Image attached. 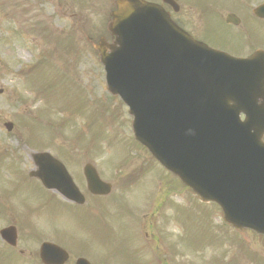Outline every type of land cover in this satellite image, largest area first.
<instances>
[{
    "label": "water",
    "instance_id": "1",
    "mask_svg": "<svg viewBox=\"0 0 264 264\" xmlns=\"http://www.w3.org/2000/svg\"><path fill=\"white\" fill-rule=\"evenodd\" d=\"M111 31L117 47L102 62L135 139L227 223L264 234V52L231 59L140 0L119 3Z\"/></svg>",
    "mask_w": 264,
    "mask_h": 264
},
{
    "label": "rangeland",
    "instance_id": "2",
    "mask_svg": "<svg viewBox=\"0 0 264 264\" xmlns=\"http://www.w3.org/2000/svg\"><path fill=\"white\" fill-rule=\"evenodd\" d=\"M0 148L6 146L11 148V152H26L27 154L30 152L28 148L20 143L18 139V133L12 136L7 135L3 128V122H12L14 125L18 122V119L21 115L29 113L31 115L35 114L39 110H43V115L47 118L51 119V122H44L49 125H57L58 128L68 129L65 130L64 137L66 136L68 139L65 140V144L63 143V132L61 134L51 136L50 142H47L45 139L44 144L46 148H48L51 152H58L59 149L64 150L65 152H61L62 156L65 159H68L67 152H86L90 150V147L87 150L79 149V147H75L77 150L71 149L76 145L79 146V142H84L87 144H92V141L101 137H104L101 142L98 144L96 140V147L100 145L101 151L99 156L96 157V163L100 165L101 171L109 177V179L115 184V191L110 199L114 198H123L125 202H128L123 208H127L124 211V216L127 218L125 221L113 220V225L118 228L121 226L129 224L132 221H135L134 215H136L138 208L139 212L143 209H148L149 207H153L157 201L156 192L159 191L163 185L160 183L164 180V182L169 185L178 186L179 184L173 178L168 176L158 165L154 162H146L145 168L150 170L151 176L155 179L157 178L158 182L151 183V176L146 174L145 181H149L142 185V188L139 189L140 185H135L134 189L132 188L130 191L124 190L120 187L116 181L122 178L124 180L125 176H128L132 173L137 167L136 164L143 162V152H136L138 150L132 149L135 148L136 145L131 144V130H130V118L126 108L122 105L120 101L117 99L110 97L104 88V81L101 74L97 73L96 70V53L91 48V44H96L99 37H105V29H97L96 25H100L106 21V14L108 12L107 4H111L109 0H94L95 10L92 15L89 13V16L92 20L91 27L88 29L77 28L83 36V42L81 45L80 51V62L77 65V71L75 69V65L72 64V70L77 73L71 72L70 75H65L68 66L65 63V58L70 61L68 55V51H65V47H68L67 40L60 39L57 34L55 36V46L53 48L45 47L43 51L39 54V57L35 59L32 66H30L31 61L34 57H36V50L32 49L30 43L38 44V37L31 36V39L23 41H17L11 38V33L9 30L4 29V27H8L7 16L11 14L10 10L14 5H10L11 2L15 3L16 0H0ZM232 0H229L231 2ZM244 1V0H242ZM205 8H214V11L210 10H201L203 12L202 21L208 29L209 37L207 44L211 47H214L217 50L226 52L230 55H235L240 52L251 53L254 49L258 48L261 45H264V23H257L255 20H251L250 29L245 30L247 35L244 34L242 37V32L244 31L243 25H240L237 29H232V32H235V35H239L237 37L231 35H225L226 29L219 28L218 23L216 21L217 14L216 10L227 3V0H200L198 1ZM264 0H251L249 1L248 8L252 10L253 7L258 4L263 3ZM31 5H35L33 8L36 10L37 8L42 11L43 14L49 15L51 14V9L48 7V4H35L32 0H18L16 14L14 10L12 11V19L9 23L15 24L16 21H20L21 19H25V17L19 16L17 14H21V5L25 4V9H29ZM106 5H105V4ZM62 1V8L59 9L60 19H55L54 26L52 29L58 31L60 29L70 30L67 26L76 27L72 24H75V21H83L82 18H77V14L71 12L70 8ZM57 7H61V5H57ZM244 11L245 17L249 20L247 12L244 10V7H241ZM62 11V12H61ZM224 11H230V9H224ZM35 14V12H34ZM74 14V15H73ZM80 17H84L80 14ZM3 18V19H2ZM4 19H7L4 20ZM61 21L60 23L57 21ZM19 23V22H18ZM21 23V22H20ZM253 23V24H252ZM25 26L29 25V21H24ZM55 24H59L58 28L55 27ZM63 24V25H61ZM258 28L255 29L254 27ZM46 28L48 27L43 22L38 24V28ZM18 30V29H17ZM29 33L31 30H27ZM222 34L223 37L220 36ZM42 36H48L50 39H53V35L48 32H41ZM215 35H219V37H215ZM27 36V35H23ZM249 38V42L242 43L241 41H245ZM6 42H4L5 40ZM41 39V38H40ZM4 40V41H3ZM13 40V41H12ZM255 40V41H253ZM12 41V42H9ZM42 41V39H41ZM4 42V44H2ZM262 42V43H261ZM70 52L73 55V58L77 55L76 50V39L71 41ZM71 59V61L73 60ZM70 66V65H69ZM28 68V72L33 76V87H37L39 91L43 92L44 98L39 99L38 94L34 95V92L29 90V87L26 86L25 80H28V77L25 78L22 76L24 69ZM53 73H51V71ZM24 104L21 103L22 100H25ZM45 104V105H44ZM46 118V119H47ZM55 121V123H54ZM41 131L43 130L40 126L38 127ZM73 130V133L71 130ZM25 130L21 131L22 136H25ZM73 134V137H72ZM72 138V139H71ZM77 138V139H76ZM76 139V140H75ZM130 141L131 143H128ZM127 149V150H126ZM114 151V152H112ZM120 151V152H117ZM125 154H123V153ZM109 155V156H108ZM26 159V161H25ZM112 160V162H116L117 160H122L118 162L116 166L109 167L107 164L101 166V164L105 163L108 160ZM28 157H24V164L22 166L28 169ZM148 165V168H147ZM3 166H0V195H3L4 192L10 190V200L13 206L16 205V201L19 198L20 194L23 197L28 198L29 201H38L39 199H45L46 193L41 191L37 185L34 183H26L21 189H15V192H12L14 185L10 183V172L9 170H4ZM118 176L116 178V174ZM144 176V177H145ZM143 177V178H144ZM141 180V179H140ZM151 180V181H150ZM141 182V183H143ZM12 184V185H11ZM156 186V189L153 187ZM138 189V190H137ZM135 192L133 197L132 194ZM189 198H191L193 202V208L189 211L191 217H189L183 225L184 229H194V243L202 246L205 241L210 242L211 239H207L206 235L202 237L198 234L197 231L200 230H212L213 226L215 229L220 231L221 227H219L218 223L215 221L218 217L219 223L221 222V214L218 209L215 207L210 208L211 206L202 205L196 200L193 199L188 193ZM131 198V200H129ZM176 201L180 203V205H187L185 202V194L181 193L176 198ZM19 204V202H18ZM213 206V205H212ZM114 208L120 209L119 204H114ZM60 207L57 206L54 202L51 204V208L47 211L49 216L46 217L53 224L58 222V218L60 217L59 211ZM147 210L145 212H149ZM212 211V218L214 220L209 221L204 216V213H210ZM165 214H170V209L165 208ZM42 217H45L42 215ZM118 217V216H117ZM201 217V219H200ZM190 223V224H189ZM60 228L64 230L68 225L66 223H59ZM189 224V225H187ZM43 229H47L44 223L41 224ZM177 223H170L169 230L174 232L181 233V227L179 228ZM54 226H50L47 233L53 235ZM121 230H125L126 228H120ZM249 239V237H246ZM186 240V239H184ZM252 246L255 251L264 254V246L260 240L256 239V241L250 240ZM184 244H188V242H184ZM213 244V243H212ZM208 244V245H212ZM77 245V244H74ZM218 249V248H216ZM153 253L155 251L152 250ZM85 257L91 258L94 260L97 252L96 246L91 245L89 249H86L85 252H81ZM187 261V260H185ZM137 264H141L138 262Z\"/></svg>",
    "mask_w": 264,
    "mask_h": 264
},
{
    "label": "flooded vegetation",
    "instance_id": "3",
    "mask_svg": "<svg viewBox=\"0 0 264 264\" xmlns=\"http://www.w3.org/2000/svg\"><path fill=\"white\" fill-rule=\"evenodd\" d=\"M164 8L172 12V9L168 6H164ZM174 21L184 27L189 29L190 31H193V25L192 21L190 19V16L187 13H182L180 11V8L178 6L177 12L173 15ZM85 198V204L81 207L87 206L86 214L92 217L96 218V198L95 196H92L88 194L87 192L84 195ZM87 203V204H86ZM67 205H72L70 203H67ZM75 206V205H74ZM79 207V206H78ZM100 215V214H99ZM0 223L2 224V229L7 228H16L17 232V245L10 246L6 244L2 239L1 246H0V263L1 264H40L38 260V250L36 252V246L33 244H18L21 242L19 232L26 231L27 227H29V223L31 228H34L32 239H37L36 236V230L35 226L29 219H24V228H21L18 224L20 222L21 224V218L20 216L15 215H5L3 212L0 214ZM105 220V219H100ZM29 221V223H27ZM138 226V224L136 225ZM0 228V229H1ZM21 228V230L19 229ZM29 228V229H31ZM96 228V223H95ZM28 230V229H27ZM138 229L136 230H127L125 234L122 233H114L111 230L106 228V223H101L98 225V228H96V247L97 252L99 254L98 259L103 263H119L123 258V252L124 249L119 250V246L121 243H126L125 245L130 247V245L134 242H137L140 238V235H138ZM29 242V241H25ZM21 245V246H20ZM69 249H67V248ZM66 247H64L67 251L70 252V258H72V250L75 246L72 244H67ZM128 250V249H127ZM94 261H96V255L94 257ZM69 262V260H68Z\"/></svg>",
    "mask_w": 264,
    "mask_h": 264
}]
</instances>
